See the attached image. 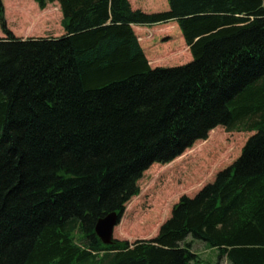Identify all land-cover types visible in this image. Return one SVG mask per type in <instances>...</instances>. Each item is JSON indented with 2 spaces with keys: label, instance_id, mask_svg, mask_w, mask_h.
I'll use <instances>...</instances> for the list:
<instances>
[{
  "label": "trees",
  "instance_id": "obj_1",
  "mask_svg": "<svg viewBox=\"0 0 264 264\" xmlns=\"http://www.w3.org/2000/svg\"><path fill=\"white\" fill-rule=\"evenodd\" d=\"M57 3L64 34L20 38L0 0V264H192L188 236L218 261L264 264V0ZM175 21L192 59L152 67L132 24ZM222 126L252 132L239 156L156 236L104 245L152 164Z\"/></svg>",
  "mask_w": 264,
  "mask_h": 264
},
{
  "label": "rangeland",
  "instance_id": "obj_2",
  "mask_svg": "<svg viewBox=\"0 0 264 264\" xmlns=\"http://www.w3.org/2000/svg\"><path fill=\"white\" fill-rule=\"evenodd\" d=\"M132 10L163 12L166 0H128ZM8 29L20 38L60 36L62 14L57 3L38 7L34 0H3ZM146 58L152 66H174L192 59L175 21L131 25ZM0 37H4L0 27ZM252 132L229 131L222 126L212 129L206 139L195 142L171 162L152 164L138 181L139 193L125 204L113 237L117 240H147L156 236L182 195L193 196L215 174L230 165ZM192 249L198 254L196 264H217L218 251L191 236ZM220 264H230L222 258Z\"/></svg>",
  "mask_w": 264,
  "mask_h": 264
},
{
  "label": "water",
  "instance_id": "obj_3",
  "mask_svg": "<svg viewBox=\"0 0 264 264\" xmlns=\"http://www.w3.org/2000/svg\"><path fill=\"white\" fill-rule=\"evenodd\" d=\"M118 220L119 214L116 212H111L96 221L94 231L103 244L107 245L113 243V229Z\"/></svg>",
  "mask_w": 264,
  "mask_h": 264
},
{
  "label": "bare ground",
  "instance_id": "obj_4",
  "mask_svg": "<svg viewBox=\"0 0 264 264\" xmlns=\"http://www.w3.org/2000/svg\"><path fill=\"white\" fill-rule=\"evenodd\" d=\"M59 6V5H58ZM180 156V155H179ZM179 156H177V157H179ZM176 157V158H177ZM174 160V159H173ZM155 164H158V165H164V164H159V163H155ZM167 164V163H166ZM146 171V170H145ZM144 171V172H145ZM126 204V203H125ZM125 204H124V208H123V210H122V213H123V211H124V209H125ZM113 212H116V211H113ZM111 213V212H110ZM117 213V212H116ZM122 213L121 214H119V220H118V222L120 221V219H121V216H122ZM118 214V213H117ZM121 241H127V240H121ZM192 251L195 253V254H197L195 251H194V249H192ZM197 260H198V254H197ZM195 261V260H192L191 262H192V264H196L198 261Z\"/></svg>",
  "mask_w": 264,
  "mask_h": 264
},
{
  "label": "crops",
  "instance_id": "obj_5",
  "mask_svg": "<svg viewBox=\"0 0 264 264\" xmlns=\"http://www.w3.org/2000/svg\"><path fill=\"white\" fill-rule=\"evenodd\" d=\"M151 65V64H150ZM152 66V65H151ZM155 67V66H154Z\"/></svg>",
  "mask_w": 264,
  "mask_h": 264
}]
</instances>
